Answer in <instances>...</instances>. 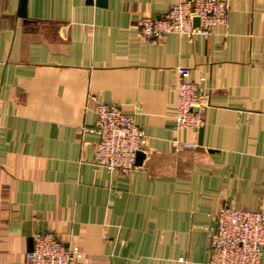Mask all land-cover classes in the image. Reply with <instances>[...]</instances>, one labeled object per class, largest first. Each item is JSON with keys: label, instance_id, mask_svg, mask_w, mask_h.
Instances as JSON below:
<instances>
[{"label": "crops", "instance_id": "0c3cea01", "mask_svg": "<svg viewBox=\"0 0 264 264\" xmlns=\"http://www.w3.org/2000/svg\"><path fill=\"white\" fill-rule=\"evenodd\" d=\"M183 1L26 0L22 18L0 0V264H28L38 232L72 264H209L218 211L264 208V0H224L208 38L140 40ZM178 67L205 78L200 145L172 129ZM101 103L148 138L129 176L94 163Z\"/></svg>", "mask_w": 264, "mask_h": 264}, {"label": "built area", "instance_id": "2783aa9c", "mask_svg": "<svg viewBox=\"0 0 264 264\" xmlns=\"http://www.w3.org/2000/svg\"><path fill=\"white\" fill-rule=\"evenodd\" d=\"M229 8L224 0H185L173 5L159 17L140 19L139 38L143 42L160 40L168 35L208 38L216 28L225 26ZM198 19V25L194 20ZM176 98L173 109L175 132L198 130L203 126L209 96L203 90L204 77L189 80L188 68H176ZM94 134L97 142L94 163L109 173L129 176L138 169L135 158L142 152L148 138L138 127L133 114L111 104H98L95 110ZM177 150L196 145L174 142ZM215 225L209 239V264H263L264 208L246 211L224 206L214 217ZM77 246H65L50 232H38L32 238V250L27 253L28 264H72L81 260Z\"/></svg>", "mask_w": 264, "mask_h": 264}, {"label": "water", "instance_id": "95a60500", "mask_svg": "<svg viewBox=\"0 0 264 264\" xmlns=\"http://www.w3.org/2000/svg\"><path fill=\"white\" fill-rule=\"evenodd\" d=\"M91 1V0H89ZM25 10H26V0H20V3H19V16L22 17V18H25L26 17V13H25ZM198 19H195L194 20V25H198ZM201 135H202V128H200L198 130V136H199V141H198V144L200 145L201 144ZM144 158V154L143 152H137L136 153V158H135V163L137 166H140L141 165V161L142 159ZM32 250V243H31V246H30V250L29 252Z\"/></svg>", "mask_w": 264, "mask_h": 264}]
</instances>
